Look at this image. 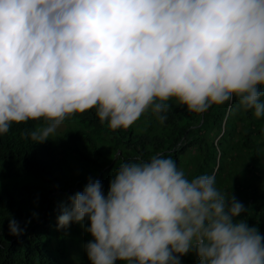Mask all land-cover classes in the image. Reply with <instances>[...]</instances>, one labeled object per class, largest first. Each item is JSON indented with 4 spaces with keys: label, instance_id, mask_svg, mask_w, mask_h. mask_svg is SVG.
Here are the masks:
<instances>
[{
    "label": "clouds",
    "instance_id": "9594fccd",
    "mask_svg": "<svg viewBox=\"0 0 264 264\" xmlns=\"http://www.w3.org/2000/svg\"><path fill=\"white\" fill-rule=\"evenodd\" d=\"M233 98L264 116V0H0V134L43 119L27 133L43 143L91 109L117 130L149 111L164 124L173 103L199 114ZM248 207L215 172L189 178L153 154L116 167L107 192L89 176L57 227L81 224L90 264H181L190 252L197 264H264ZM38 215H9V234Z\"/></svg>",
    "mask_w": 264,
    "mask_h": 264
},
{
    "label": "trees",
    "instance_id": "16d2710c",
    "mask_svg": "<svg viewBox=\"0 0 264 264\" xmlns=\"http://www.w3.org/2000/svg\"><path fill=\"white\" fill-rule=\"evenodd\" d=\"M44 123H13L0 134V264H74L73 254L80 263L88 260L83 245L92 237L81 224L57 227L61 203L89 176L107 192L116 167L153 154L170 156L189 178L215 172L218 189L249 206L243 218L264 234V116L239 107L238 98L199 114L173 103L164 124L149 111L117 130L91 109L66 118L51 139L34 144L27 133ZM33 212L38 219L22 236L9 234V215L23 225ZM195 263L192 252L181 257V264Z\"/></svg>",
    "mask_w": 264,
    "mask_h": 264
},
{
    "label": "rangeland",
    "instance_id": "374dc122",
    "mask_svg": "<svg viewBox=\"0 0 264 264\" xmlns=\"http://www.w3.org/2000/svg\"><path fill=\"white\" fill-rule=\"evenodd\" d=\"M63 126H64V124L62 123L61 126L57 129V131H60L63 128ZM73 256H75V257H73L74 264H90L89 260H86L85 262L80 263L78 254H73Z\"/></svg>",
    "mask_w": 264,
    "mask_h": 264
},
{
    "label": "built area",
    "instance_id": "2783aa9c",
    "mask_svg": "<svg viewBox=\"0 0 264 264\" xmlns=\"http://www.w3.org/2000/svg\"><path fill=\"white\" fill-rule=\"evenodd\" d=\"M195 264H197V258H196V263Z\"/></svg>",
    "mask_w": 264,
    "mask_h": 264
}]
</instances>
